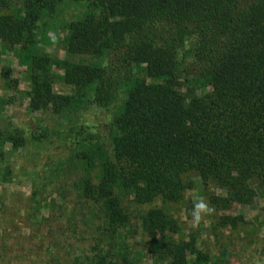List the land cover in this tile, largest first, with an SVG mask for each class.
<instances>
[{
  "label": "trees",
  "instance_id": "trees-1",
  "mask_svg": "<svg viewBox=\"0 0 264 264\" xmlns=\"http://www.w3.org/2000/svg\"><path fill=\"white\" fill-rule=\"evenodd\" d=\"M1 47L26 67L31 111L76 117L57 137L0 129V158L66 148L49 170L75 173L55 182L90 232L77 262L140 264L141 245L149 264H228L173 208L198 180L219 240L247 226L222 210L264 197V0H0Z\"/></svg>",
  "mask_w": 264,
  "mask_h": 264
},
{
  "label": "rangeland",
  "instance_id": "rangeland-1",
  "mask_svg": "<svg viewBox=\"0 0 264 264\" xmlns=\"http://www.w3.org/2000/svg\"><path fill=\"white\" fill-rule=\"evenodd\" d=\"M58 53L63 55L62 50H58ZM5 70L8 71L9 79L2 75ZM25 71L26 67L12 53L0 48V98L5 101L0 107V129L5 131L19 126L31 136L33 131L43 132V127L47 126V135L57 137L52 131L67 129L70 123L76 122V117L69 120L49 111H31L26 93L29 81ZM54 89L60 93L70 92L62 82H56ZM204 91L206 89L198 93ZM42 143L29 142L25 151H14L9 143L4 145L8 153L0 158V264H80L74 259V254L78 245L88 242L90 232L86 230V220L78 213L74 225L68 216L70 206L62 202L56 193V185L60 184L55 181L65 179L69 184L75 177L74 170L60 171L61 174L55 178L50 176L49 168L58 169L57 158L62 157L67 150L63 146L47 148L46 142ZM46 163H49L47 168ZM6 166L8 171L5 170ZM200 187L196 180L194 188L187 190L185 197L192 201L188 211L182 205L173 208L182 225L197 228L200 245L212 255L224 257L220 249L225 248L228 257L225 263L264 264V197H257L251 205L233 204L229 209L222 210L221 213L244 215L247 226L235 231L231 228L219 230V240H216L210 233L209 216L199 225L192 222L190 213L193 204L203 197ZM37 190L39 193L34 195L33 191ZM216 190L224 193L222 189ZM53 200L55 205L51 208L48 205ZM139 237L138 234L135 238L140 241ZM131 241L136 243L133 239ZM136 247L142 249L140 264H149L150 260L144 257L141 245Z\"/></svg>",
  "mask_w": 264,
  "mask_h": 264
},
{
  "label": "clouds",
  "instance_id": "clouds-1",
  "mask_svg": "<svg viewBox=\"0 0 264 264\" xmlns=\"http://www.w3.org/2000/svg\"><path fill=\"white\" fill-rule=\"evenodd\" d=\"M214 212V206H212L205 198L201 197L194 202L190 215L192 222L199 225L205 217L212 215Z\"/></svg>",
  "mask_w": 264,
  "mask_h": 264
}]
</instances>
